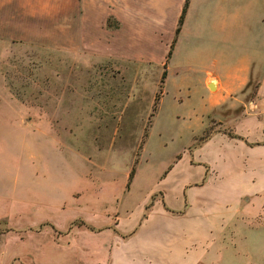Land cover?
<instances>
[{
	"label": "rangeland",
	"instance_id": "obj_1",
	"mask_svg": "<svg viewBox=\"0 0 264 264\" xmlns=\"http://www.w3.org/2000/svg\"><path fill=\"white\" fill-rule=\"evenodd\" d=\"M88 15L81 25L90 27L94 10ZM118 23L110 15L108 24ZM178 27L172 33L171 47L163 38L146 41L137 61L106 53L126 39L106 37L99 29L81 39L79 60L59 50L56 42L45 49V55L24 43L17 44L15 53L10 49L0 53L1 193L14 190L21 197L23 181L29 176L24 145L26 95H61L63 91L65 95V145L59 163L64 212L60 210L59 222L23 221L22 216L13 222L1 220L0 264H95V249L102 245L103 236H80V242L91 244L83 251L80 243L67 247L73 229L98 231L145 221L156 208L168 207L164 195L175 207L180 198L176 199L175 187L164 177L176 162L183 170L192 150L219 125L212 117L211 127L203 131L207 115L229 116L230 111L257 109V86L228 89L230 106V100L215 101L211 91L218 89L217 81L208 79L206 84L205 76L213 61L234 66L240 55H253L264 38L242 35L224 46L222 39L198 38L185 28L179 32ZM211 41V47H201ZM199 154L196 150L195 157ZM30 193L45 197L41 190Z\"/></svg>",
	"mask_w": 264,
	"mask_h": 264
},
{
	"label": "crops",
	"instance_id": "obj_2",
	"mask_svg": "<svg viewBox=\"0 0 264 264\" xmlns=\"http://www.w3.org/2000/svg\"><path fill=\"white\" fill-rule=\"evenodd\" d=\"M91 9L90 27L81 25ZM183 11L179 32L185 28L198 38L222 39L224 46L242 35L264 38V0H0V53L7 49L15 53L17 44L24 43L45 55L56 42L59 50L79 60L81 39L99 29L106 37L126 39L106 53L137 61L146 41L163 38L171 47ZM110 15L118 18V26L108 24ZM204 44L202 48H209L213 42ZM207 71L206 84L208 79L217 81L216 91L207 87L216 102L227 99L232 106L228 89L254 85L257 109L207 115L203 131L211 127L212 117L219 125L192 150L183 170L176 162L164 177L175 187L176 199L180 198L175 207L164 195L168 207L156 208L145 221L98 231L75 228L67 247L80 243L83 251L89 250L91 244L80 242V236L102 235V245L94 248L95 264H264V41L253 55H240L234 66L213 61ZM25 102L29 176L23 181L21 197L14 190L0 192V221L13 222L22 216L23 221L59 222L60 210L64 212L59 184L65 145L64 91L61 95L28 93ZM14 181L19 182L17 174ZM40 190L43 199L30 193Z\"/></svg>",
	"mask_w": 264,
	"mask_h": 264
},
{
	"label": "trees",
	"instance_id": "obj_3",
	"mask_svg": "<svg viewBox=\"0 0 264 264\" xmlns=\"http://www.w3.org/2000/svg\"><path fill=\"white\" fill-rule=\"evenodd\" d=\"M184 11H185V9H184ZM184 11H183V14L181 15L180 20H179V24H180V25H179V27H178V30L180 29V26H181V24H182V22H183ZM165 76H166V73H165L164 77H165ZM159 98H160V95H157L155 105H156L157 101L159 100ZM132 176H133V170L131 171V176H130V177H132Z\"/></svg>",
	"mask_w": 264,
	"mask_h": 264
}]
</instances>
